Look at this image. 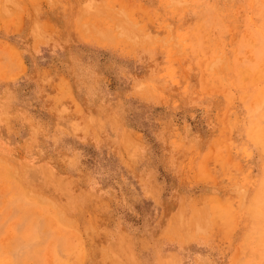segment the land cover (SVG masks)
Listing matches in <instances>:
<instances>
[{"label": "rangeland", "instance_id": "rangeland-1", "mask_svg": "<svg viewBox=\"0 0 264 264\" xmlns=\"http://www.w3.org/2000/svg\"><path fill=\"white\" fill-rule=\"evenodd\" d=\"M0 264H264V0H0Z\"/></svg>", "mask_w": 264, "mask_h": 264}, {"label": "bare ground", "instance_id": "bare-ground-1", "mask_svg": "<svg viewBox=\"0 0 264 264\" xmlns=\"http://www.w3.org/2000/svg\"><path fill=\"white\" fill-rule=\"evenodd\" d=\"M4 237V236H3Z\"/></svg>", "mask_w": 264, "mask_h": 264}]
</instances>
